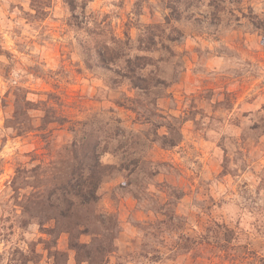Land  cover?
Segmentation results:
<instances>
[{
	"label": "clouds",
	"instance_id": "1",
	"mask_svg": "<svg viewBox=\"0 0 264 264\" xmlns=\"http://www.w3.org/2000/svg\"><path fill=\"white\" fill-rule=\"evenodd\" d=\"M0 264H264V0H0Z\"/></svg>",
	"mask_w": 264,
	"mask_h": 264
}]
</instances>
